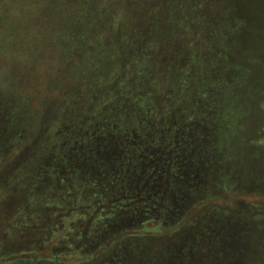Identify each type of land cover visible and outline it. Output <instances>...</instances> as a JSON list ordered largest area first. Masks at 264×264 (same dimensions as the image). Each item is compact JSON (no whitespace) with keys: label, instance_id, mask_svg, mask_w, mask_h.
<instances>
[{"label":"rangeland","instance_id":"374dc122","mask_svg":"<svg viewBox=\"0 0 264 264\" xmlns=\"http://www.w3.org/2000/svg\"><path fill=\"white\" fill-rule=\"evenodd\" d=\"M245 4L243 0H0V31L7 34L0 42V260L57 257L70 264H88L96 256V245L101 243L95 240L99 235H93L89 213L105 206H92L86 191L70 184L74 177L88 182L93 174L88 169L76 173L77 159L64 151L78 144L76 140L90 139L97 127L146 128L148 117L166 125L175 112L183 124L203 118H212L210 124L219 120L228 124L225 118L235 113L232 108L215 104L213 98L208 109L200 111L198 98H191L183 81L213 77L222 51L218 45L224 37L245 34L241 27L248 21L264 29V0ZM81 14L86 23L75 26ZM174 89L180 98L169 106L165 97L174 95ZM127 101L146 108L141 115L133 113V125L119 115L122 112L112 118L111 110L124 108ZM128 107L133 106L124 109ZM245 113L250 125L244 135L235 136L243 156L236 158L239 169L230 174L228 189L223 190L220 181L217 189L199 197L210 201L195 199L189 205L195 217L179 222L198 225L199 242L220 219L226 232L214 236L213 252L224 261L210 264H264V100ZM238 152L231 147L228 153L232 157ZM66 185L72 186L69 191ZM107 213L101 212L102 221ZM206 215L210 220L203 224ZM228 230L248 242L237 261H229L237 247ZM89 236H94L92 244L71 251ZM177 236L162 239L163 245L176 243ZM12 244L19 246L13 249ZM122 246L115 242L105 252L114 257ZM127 253L114 257L118 263L108 264H136Z\"/></svg>","mask_w":264,"mask_h":264},{"label":"trees","instance_id":"16d2710c","mask_svg":"<svg viewBox=\"0 0 264 264\" xmlns=\"http://www.w3.org/2000/svg\"><path fill=\"white\" fill-rule=\"evenodd\" d=\"M246 2L247 0H243L244 5ZM54 15L59 16V12ZM80 16L81 19H77L78 22L76 20L78 24L75 26L86 23L85 15ZM250 21L241 27L246 31L245 34L236 35L232 39L224 37L218 45L222 51L219 52L221 56H218L220 58L214 66L213 77L208 76L207 81L201 80L200 75L201 81L198 82L182 79L190 90L191 98L192 96L198 98L196 105L200 111L208 109L209 100L213 102V98L215 104L232 108L235 113L225 118L228 124L224 125L220 120L210 124L212 118L183 124L175 112L171 123L166 122V125L156 124L153 118L148 117L146 128L120 126L117 129H108L99 126L90 139H84L82 143L76 140L78 144L74 147H66L64 155L77 159L76 173L88 169L93 174L92 180L88 182L74 177L70 184L82 187L92 206L94 204L105 206L89 213L95 229L93 235H99L95 240L99 239L101 244L96 245V256H92L89 263H86L108 264L111 261L118 263L114 257L126 250L128 251L126 256L132 255L136 264L203 262L210 264L214 260L224 261L218 259L213 252L214 236L219 232H226L220 219H215L210 231L205 232L199 238V242L196 238L199 226H180L179 222L183 217L184 219L195 217L189 205L195 199L199 200L200 196H207L213 189H217L220 181L223 182V186L220 187L223 190L228 189L230 174L233 170L239 169L240 156H243L237 143L238 138L235 136L241 137L248 131L250 125L248 119L251 118L250 115H246V110L249 111L254 104L264 100V51L260 52L261 47L264 48V29L257 25L256 28L253 27ZM228 23H231L230 18ZM6 38L7 34L0 31V42L3 39L6 41ZM201 89L205 93H202ZM165 98L169 102L167 104L171 106L178 103L180 96L175 90L174 95L168 94ZM127 106L133 107L124 109ZM124 108L111 110L115 113L112 118H116L115 115L122 112L120 116L123 114L122 117L125 116L127 120L133 122L135 120L133 113L138 111V114H135L141 115L146 111L144 106L136 107L131 101H127ZM174 108L176 109L177 105ZM132 122L130 124L133 125ZM231 147L234 151L240 152L231 157L228 153ZM238 157L239 160L236 162ZM238 181L241 183L243 180ZM255 183L260 185L258 180H254L253 184ZM71 187L66 185V191ZM211 199L206 198L197 203L208 202ZM187 208L189 209L185 212ZM103 211H108L104 221L101 216ZM207 220H210L208 215L200 222ZM228 231L230 233V230ZM174 235H178V241L180 238L185 240L182 243L177 240L176 243L168 241L163 245L162 239L166 240ZM230 235L237 247L230 255L233 256L229 260L232 262L242 256L241 247H246L248 242L242 237L239 238V235L233 236L232 233ZM94 236H89L85 244H80L71 251H82L83 246L93 243ZM155 237L159 239L153 240ZM115 242H120L124 246L119 247L120 252L111 257L112 255L107 254L105 249ZM16 245L11 246L16 249L19 246ZM20 262L70 264L57 257L41 261L39 257L9 256L0 260V264Z\"/></svg>","mask_w":264,"mask_h":264}]
</instances>
